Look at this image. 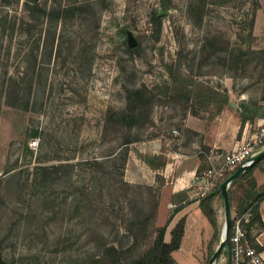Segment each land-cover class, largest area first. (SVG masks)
<instances>
[{
  "label": "rangeland",
  "instance_id": "obj_1",
  "mask_svg": "<svg viewBox=\"0 0 264 264\" xmlns=\"http://www.w3.org/2000/svg\"><path fill=\"white\" fill-rule=\"evenodd\" d=\"M26 2L0 0L1 257L8 264H127L174 209L157 214L160 183L131 177L126 163V189L115 170H95L108 156L121 163L115 153L126 131L108 123L106 111L124 109L125 88L145 86L154 95L150 122L127 131L133 158L135 145L169 137L185 116L218 113L225 105L207 90H225L237 113L241 105L262 108L264 0H36L47 11L82 6L80 16L53 21L31 19ZM155 13H163L160 27ZM48 32L54 40L45 42ZM127 32L138 54L128 52ZM176 68L194 82L188 98L169 93ZM12 89L29 104L7 105ZM139 155L138 169L148 170L151 158ZM51 165L61 167L44 175L41 167ZM247 184L234 186V201ZM216 209L215 239L210 224L189 218V248L178 264H207L225 221L221 200ZM223 252L216 264H225Z\"/></svg>",
  "mask_w": 264,
  "mask_h": 264
},
{
  "label": "crops",
  "instance_id": "obj_2",
  "mask_svg": "<svg viewBox=\"0 0 264 264\" xmlns=\"http://www.w3.org/2000/svg\"><path fill=\"white\" fill-rule=\"evenodd\" d=\"M258 14L259 13H257L256 16ZM241 106L242 109L248 111L249 116L251 117L246 118L244 122H242L240 112L237 113L235 109L233 110L231 105H225L218 113L209 116H185L177 129L178 137L172 138V135L169 137L156 136L145 142H141L133 147L135 152L136 150L138 152V154H134L135 156H133V158L131 157L132 150H128V160L126 162L127 168L125 170L126 174L129 172L130 176L134 178L140 176L148 177L150 178V181H152L151 184L158 182L162 187V193L158 199L157 214L161 209L164 214L170 213L173 209L175 210L177 205L184 204V208L172 216L164 235L165 242H168L170 240V230L178 219L185 215L186 221L184 235L180 248L172 253L175 260L178 254H184L187 250L186 248H189L185 245L186 237H188L189 218L192 216L197 217L199 223L202 225L207 222L198 208L199 199L196 198V188L194 183L197 175L201 174L210 164L208 156L212 155L213 162L217 163L221 160L222 156L230 151V149L238 142L242 135V131L247 125L264 119V106L256 111L252 110L250 105ZM171 138L172 140H169ZM141 152L145 157L151 158L150 162L147 161L149 165L142 161L143 164L145 163L147 165L144 164L148 170L141 169V167L138 169L140 164L137 162L141 160V156L139 155ZM137 155L140 158L138 161L136 159ZM158 158L164 163L162 167L156 166ZM133 164L136 167H134ZM132 169L140 170V175L137 172L132 173ZM252 177L257 184L258 190L264 192V158L254 167ZM218 200H221L222 202L220 193L212 202V207L216 216ZM237 200H233L231 193V219L236 217ZM258 211L264 226V197L258 204ZM164 224L165 222L163 221V225ZM207 224L209 223L207 222ZM255 241L259 246L258 252L262 259V264H264V227L255 235ZM210 248L211 245L209 249ZM176 263L178 264V260H176Z\"/></svg>",
  "mask_w": 264,
  "mask_h": 264
},
{
  "label": "trees",
  "instance_id": "obj_3",
  "mask_svg": "<svg viewBox=\"0 0 264 264\" xmlns=\"http://www.w3.org/2000/svg\"><path fill=\"white\" fill-rule=\"evenodd\" d=\"M36 0H27L25 3V9L28 16L31 19H35L40 15H46L50 21L53 20H65L68 18H74L80 16L82 14V6L80 5H70V6H61L60 4L53 5V7L49 8L47 11L45 8L40 7L36 2ZM31 2V3H30ZM153 22L155 25L160 27V16L158 13L154 14ZM49 39L54 40V35L50 36L49 32L45 35L44 41L47 42ZM59 39V37H58ZM127 50L130 54L135 55L140 52V48L138 45L133 47H129L127 45ZM176 68V73L172 75L171 85L169 86V93L172 97H186L191 95L192 87L194 82L188 79L186 76H182L179 74ZM15 83V81H12ZM199 90V89H198ZM222 94L216 93L215 91L207 90L208 96H219L216 100L219 101V105H226L228 103V95L225 90H221ZM200 95L199 92H196L195 96ZM154 95L149 91V89L145 86L140 88H125V107L123 110L114 111V110H107L106 111V121L111 125L119 128L122 131H126V135H124L123 141L120 143L118 151L115 153L116 156L120 157L121 163L118 165L114 159V157H106L105 159L96 160L95 162V170L105 174L106 167L109 169L115 170L118 172L120 177V184L124 189L128 187V183L123 181L122 179V169L124 168V164L127 160L128 155V146L132 142L130 135L127 131L131 130L133 127L139 124H145L150 122V113L152 109ZM6 103L7 105L14 106L15 105H28L29 100L24 99L22 96L19 95L18 92L15 90H10L6 93ZM18 108V107H16ZM223 107H218L216 112H219ZM240 116L242 118V122L246 118H251L247 110L240 108ZM113 155V154H112ZM259 163V162H258ZM256 163V164H258ZM256 164L246 171L241 177L234 180L228 189L229 200L231 198L232 188L238 182L248 180L247 187L243 190V193L238 197L237 206H236V217H242L245 214H248L247 222L242 220V226L246 231L247 241L255 249H258V244L255 241V235L263 229V223L260 218V214L258 211V204L260 200L264 197V192L258 190L257 184L252 177V171ZM164 163L160 158L156 163V166L162 167ZM61 165H51L50 167H41L44 171V175H47L48 169H53L57 171ZM107 181V180H103ZM105 185V183H102ZM219 183L213 187L204 197L199 199L198 208L200 212L203 214L206 221L210 224V226L214 229V236L213 239L216 237L217 231V222H216V214L212 207V202L214 198L220 193L218 189ZM106 187L107 186H103ZM99 196L101 197L102 194L100 193ZM184 208V204H179L175 208L172 216L180 212ZM89 209L94 210L92 205V200L89 202ZM169 217L167 222L159 227L157 230L152 233V239L145 249V251L134 258L131 262L127 264H177L172 253L174 251L179 250L182 238L184 235V228H185V215L178 219L175 225L170 230V240L165 242L164 235L166 228L172 218ZM232 225L233 219L230 220L229 228H228V249L225 250L224 256L226 257V264H231L230 262V252H231V244L230 238L232 236ZM3 238L0 237V247ZM210 246H208L209 248ZM112 251H116V247L111 245L108 247ZM0 264H8L4 261L1 257L0 252ZM245 264V263H244Z\"/></svg>",
  "mask_w": 264,
  "mask_h": 264
},
{
  "label": "built area",
  "instance_id": "obj_4",
  "mask_svg": "<svg viewBox=\"0 0 264 264\" xmlns=\"http://www.w3.org/2000/svg\"><path fill=\"white\" fill-rule=\"evenodd\" d=\"M172 138L178 136L176 129L171 130ZM169 139V140H172ZM171 142V141H168ZM264 148V119L247 125L242 131L238 142L226 152L220 161L213 162V156L209 155L210 164L195 179L196 198L204 197L220 180L232 173L237 167L261 152ZM248 214L233 218L232 236L230 238L231 264H262L258 249L253 248L247 241L246 231L242 226V220L247 222Z\"/></svg>",
  "mask_w": 264,
  "mask_h": 264
},
{
  "label": "water",
  "instance_id": "obj_5",
  "mask_svg": "<svg viewBox=\"0 0 264 264\" xmlns=\"http://www.w3.org/2000/svg\"><path fill=\"white\" fill-rule=\"evenodd\" d=\"M165 13V12H163ZM159 13V15L163 14ZM127 43L129 47H133L136 45V41L131 36L129 32H127ZM264 158V150L259 152L257 155H255L251 161L244 162L241 166L237 167L232 173L226 176L223 181L219 183L218 189L220 191V196L223 202V208H224V226L222 230L221 239L215 248L214 252L211 254L207 264H216V261L221 256L222 251H225L228 249V228L231 220V212H230V200H229V194L228 189L230 184L241 177L246 171L251 169L256 163H258L260 160Z\"/></svg>",
  "mask_w": 264,
  "mask_h": 264
}]
</instances>
